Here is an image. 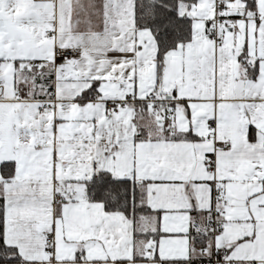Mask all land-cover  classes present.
Masks as SVG:
<instances>
[{
	"label": "snow or ice",
	"instance_id": "snow-or-ice-1",
	"mask_svg": "<svg viewBox=\"0 0 264 264\" xmlns=\"http://www.w3.org/2000/svg\"><path fill=\"white\" fill-rule=\"evenodd\" d=\"M0 264H264V0H0Z\"/></svg>",
	"mask_w": 264,
	"mask_h": 264
}]
</instances>
